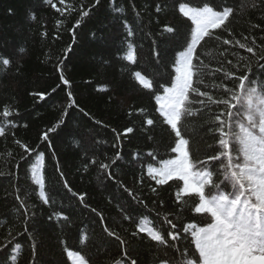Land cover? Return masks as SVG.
Segmentation results:
<instances>
[{
	"label": "trees",
	"instance_id": "obj_1",
	"mask_svg": "<svg viewBox=\"0 0 264 264\" xmlns=\"http://www.w3.org/2000/svg\"><path fill=\"white\" fill-rule=\"evenodd\" d=\"M181 3L189 11L233 8L197 46L193 87L226 98L221 85L235 89L231 73L240 76L248 65L259 92L264 0H0V264H78L66 249L88 264H183L198 257L181 225L199 222L201 214L177 201L183 182L160 185L151 174L178 155L157 97L175 84L177 60L195 29ZM130 50L134 61L126 59ZM189 100L192 115L178 127L192 158L205 160L219 150V133L210 129L225 106L191 91ZM140 228L160 231L168 243Z\"/></svg>",
	"mask_w": 264,
	"mask_h": 264
},
{
	"label": "snow or ice",
	"instance_id": "obj_2",
	"mask_svg": "<svg viewBox=\"0 0 264 264\" xmlns=\"http://www.w3.org/2000/svg\"><path fill=\"white\" fill-rule=\"evenodd\" d=\"M59 2L64 4L65 0ZM95 3L99 4L100 0H95ZM188 7L181 3L179 11L195 25L191 32V42L177 60L175 71L178 75L175 84L165 89L163 102L157 97L161 115L178 138L171 149L178 155L162 161V167L152 169L151 174L154 179L159 177L156 183L160 185L174 179L182 181V187L178 186L176 193L177 201L182 203L185 210L201 214L199 222L181 225L183 231L190 232V243H194L198 250V257H184L183 264H264V82L260 83L258 92L253 87L256 82L247 75L249 66L245 65L244 74L235 76V73H231L238 81L235 89L229 88L227 84L221 85L226 98L214 99L208 92H200L198 88H194L193 76L200 72L198 65L193 64L196 48L205 37L212 36L211 29L225 25L233 14V8L225 7L214 11L212 7H204L189 11ZM82 15L88 16L89 12L85 11ZM167 30L174 31L171 27ZM224 43L229 41L225 40ZM247 51L252 53L254 50L248 47ZM126 59L134 61L135 52L130 50ZM3 63L8 64L9 61L5 59ZM135 75L140 77V82L145 87L151 86L141 73L137 72ZM61 80L65 85L69 84L63 76ZM190 91L207 97L213 104L225 106L224 111L214 116L215 128L210 129L219 133L216 140L219 150L213 149L216 154L206 157L205 160L192 158L189 140L185 139L178 127L182 118L192 115L190 107L186 106L191 103ZM68 95L71 98L72 94ZM196 103L204 104L205 101L199 100ZM9 114L5 109L3 115ZM147 124L152 125L153 121L148 119ZM132 131V128L125 129V133ZM0 135H4L3 129H0ZM48 138V134L44 133V139ZM25 149L28 150L26 146ZM208 161L218 162L220 168L216 169L212 165V170H209ZM197 165L203 170H198ZM101 167L107 169L109 165L101 164ZM214 175L216 179H213ZM38 183L43 187L42 178ZM40 195L48 203V197L43 191ZM167 223L173 229L177 227L171 220H167ZM139 231L146 232L152 241L168 243L160 231L151 228H140ZM167 235L172 240L177 239V233L168 232ZM66 252L70 259L75 257L78 264H88L78 252L67 249ZM131 264H136V261L133 260ZM162 264L170 262L165 260Z\"/></svg>",
	"mask_w": 264,
	"mask_h": 264
},
{
	"label": "rangeland",
	"instance_id": "obj_3",
	"mask_svg": "<svg viewBox=\"0 0 264 264\" xmlns=\"http://www.w3.org/2000/svg\"><path fill=\"white\" fill-rule=\"evenodd\" d=\"M163 102V101H162Z\"/></svg>",
	"mask_w": 264,
	"mask_h": 264
}]
</instances>
